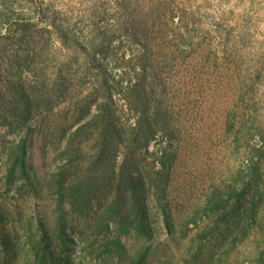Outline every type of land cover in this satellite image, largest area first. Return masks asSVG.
Masks as SVG:
<instances>
[{
  "label": "rangeland",
  "instance_id": "1",
  "mask_svg": "<svg viewBox=\"0 0 264 264\" xmlns=\"http://www.w3.org/2000/svg\"><path fill=\"white\" fill-rule=\"evenodd\" d=\"M39 1L0 0V264H264V196L253 225L210 201L219 185L242 189L251 146L263 144L264 0H43L46 14ZM137 64L142 100L165 123L135 161L145 219L129 194L111 206L117 171L97 160L100 129L69 142L105 100L102 76ZM114 99L119 121L133 122ZM163 146L169 177L155 169Z\"/></svg>",
  "mask_w": 264,
  "mask_h": 264
},
{
  "label": "trees",
  "instance_id": "2",
  "mask_svg": "<svg viewBox=\"0 0 264 264\" xmlns=\"http://www.w3.org/2000/svg\"><path fill=\"white\" fill-rule=\"evenodd\" d=\"M37 5L40 12L45 14L49 12L43 0H40ZM121 25L123 24L120 23L119 26L122 27ZM22 26H25L24 21L20 18H13L12 24L9 27L20 31ZM3 33L0 32V37H3ZM79 46L86 51L84 45L80 44ZM255 72H257V76L250 80L254 89L259 83L257 80L261 81V69L259 68ZM146 76V67L142 64H137L130 70H124L120 80L108 76L107 73L102 76L105 100L97 103L96 113L92 115L91 119L81 123L70 134L71 138L69 141L72 143L74 139L79 138L78 140L82 143L90 139L97 129H100L101 148H99V152L97 153V160L106 157V159L112 162L109 171H117L113 180L115 195L111 201V206H115L122 198L125 201L126 196L129 194L131 204L135 206L137 212L136 216H141L142 219H145L147 215V203L144 198H140L139 192L145 191L147 182L142 177L139 164L135 161L139 151L157 137L161 132L160 128L163 129L165 127V123L161 126V121L154 118L153 115L155 113L150 112L149 104L142 100H146L147 88L144 82ZM17 92L23 98V109L19 116V123L28 125L32 110L30 93L23 86H20ZM115 93H118L120 100L123 101L121 110H127L131 113V116L135 118L133 122L130 123L127 120V122L121 123L119 121L117 115L119 109L114 99ZM80 119L77 118L74 122L78 123L81 121ZM85 131L89 132V135L84 139L80 138ZM260 135V142L263 144L251 146L246 166L247 179L240 185L242 189H238L233 182L224 186L219 185L213 191L210 200L215 204L216 209L228 208L230 211L238 210V216H243V213H245L244 216L252 225L258 222L259 208L264 196V130ZM23 143L21 161L24 163L26 150L25 142ZM120 147L124 151L122 161L117 168L116 162ZM156 161L158 162V165L155 166L156 173L160 174L165 171L166 173L168 172L167 177H169L170 165L168 164L166 146H163L159 150ZM160 188V186H157L158 190L165 192L166 188ZM87 198L90 200V196ZM163 213L165 224L172 231L174 217L167 202L164 205ZM129 229H125V232H128ZM143 262L144 257H141L137 261L122 264H143Z\"/></svg>",
  "mask_w": 264,
  "mask_h": 264
}]
</instances>
